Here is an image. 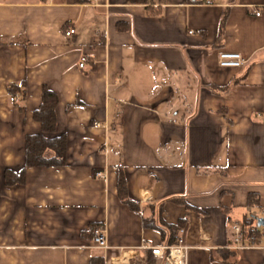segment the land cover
Returning <instances> with one entry per match:
<instances>
[{"label":"crops","instance_id":"0c3cea01","mask_svg":"<svg viewBox=\"0 0 264 264\" xmlns=\"http://www.w3.org/2000/svg\"><path fill=\"white\" fill-rule=\"evenodd\" d=\"M221 51L247 62L222 67ZM44 85L66 164L8 184ZM159 216L185 221L188 264H264V0H0V264H147ZM247 221L256 245L234 240Z\"/></svg>","mask_w":264,"mask_h":264},{"label":"trees","instance_id":"16d2710c","mask_svg":"<svg viewBox=\"0 0 264 264\" xmlns=\"http://www.w3.org/2000/svg\"><path fill=\"white\" fill-rule=\"evenodd\" d=\"M134 3H148L150 0H132ZM157 11L154 12V14ZM152 13V12H151ZM225 21L221 24L224 27ZM25 81L22 82V85ZM19 91V85L17 90ZM59 104V96L56 91L44 85L42 91V100L39 107L34 111L33 118L40 124V131L28 133L25 137V165L19 172L12 169H6L5 178L8 184L23 183L28 167H53L66 164L67 154V135L64 132H59L57 119V106ZM119 195L121 200L130 205L132 209L138 210V205L128 196L126 180L121 172L119 176ZM179 204L187 205V202L182 198H173ZM189 207V206H188ZM248 226H244L243 233L248 232L250 236L256 234L259 238V226L252 228L250 222H246ZM185 225L184 220H180L177 224H170L164 221L161 216L153 222L145 221V226L159 228L162 231L163 238L166 243L173 244L176 242L180 230ZM95 226L93 227V229ZM247 228V230H246ZM92 229V230H93ZM93 232V231H92ZM93 237V233L91 234ZM89 264H106L103 255H95L90 258ZM147 264H163L157 259L152 252L148 256Z\"/></svg>","mask_w":264,"mask_h":264},{"label":"built area","instance_id":"2783aa9c","mask_svg":"<svg viewBox=\"0 0 264 264\" xmlns=\"http://www.w3.org/2000/svg\"><path fill=\"white\" fill-rule=\"evenodd\" d=\"M158 2V0H155ZM208 3H212L208 1ZM256 15H261L260 10H256ZM75 33V29L70 28L67 32V36H71ZM89 61L88 57H83L80 62V67H84ZM247 62L246 58L238 52L231 51H221L219 53V64L222 67H241ZM16 99H18V94H16ZM95 177L103 178L105 174L103 171H97ZM234 229V240L236 243H241L243 239V229L240 225L236 224L233 226ZM92 240L97 248L108 249L109 244L107 241V227L104 223L97 224L93 229ZM184 229L180 230L177 236L176 242L173 244H161V245H150L147 244V248L150 249L152 254L163 264H188V252L190 246L183 240ZM251 245H256L258 243V236L254 233L250 236Z\"/></svg>","mask_w":264,"mask_h":264},{"label":"water","instance_id":"95a60500","mask_svg":"<svg viewBox=\"0 0 264 264\" xmlns=\"http://www.w3.org/2000/svg\"><path fill=\"white\" fill-rule=\"evenodd\" d=\"M258 225L263 226L264 225V218H258Z\"/></svg>","mask_w":264,"mask_h":264}]
</instances>
